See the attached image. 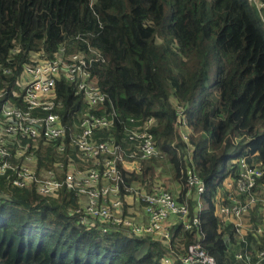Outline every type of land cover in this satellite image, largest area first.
<instances>
[{"label":"trees","instance_id":"1","mask_svg":"<svg viewBox=\"0 0 264 264\" xmlns=\"http://www.w3.org/2000/svg\"><path fill=\"white\" fill-rule=\"evenodd\" d=\"M90 2L0 0V89L5 90L0 109L12 98L34 52L52 57L63 44L85 50L90 44L102 56L92 64L91 78L107 95L106 107L115 111L116 142L129 134L126 127L138 126L127 117L151 118L153 123L143 129L155 135L167 154L181 187L179 200L199 217V226H177L175 234L185 235L186 246L201 240L217 264H245L235 257V247L242 246L235 245V228L220 221L213 199L235 171L232 160L246 156L250 163L264 165V21L259 11L248 0ZM57 94L68 126L65 154H76L71 125L78 119L82 95L66 79L58 81ZM177 103L185 108L188 142L177 129ZM24 141L33 150L35 142ZM44 147L40 142L34 151L38 173L45 163ZM162 155L143 159L141 170L118 162L121 185L148 191L160 187L155 178ZM192 168L205 184L206 207L199 212L186 195ZM78 202L67 189L43 197L35 184L15 188L0 176V264H165L163 244L151 235L103 233L98 226L79 223L74 212Z\"/></svg>","mask_w":264,"mask_h":264},{"label":"built area","instance_id":"2","mask_svg":"<svg viewBox=\"0 0 264 264\" xmlns=\"http://www.w3.org/2000/svg\"><path fill=\"white\" fill-rule=\"evenodd\" d=\"M253 3L264 21V0H248ZM96 0H91L93 5ZM83 39L82 36L79 37ZM63 44L52 57L43 51L34 52V57L23 67L12 90V98H7L0 109V176L9 185L27 189L32 184L43 197H55L63 189L74 192L79 200L74 212L78 222L87 226H98L103 233L112 231L129 235H151L161 241L165 264H217L197 239L185 245V235L175 234L181 226L191 230L200 225L199 217L191 215L188 203L179 196L161 187L148 191L142 186H122L118 162L125 158L134 160V170H141L143 159L161 156L156 137L143 129L153 123L151 118L143 120L142 129L128 130L129 134L117 143L113 137L115 111L105 105L107 95L91 78V66L101 60L99 51L88 44V51L82 48L70 49ZM19 47L12 50L17 54ZM0 70L1 66H0ZM9 73L8 69L4 70ZM66 79L76 84L77 93L82 95V110L76 112L78 129L71 125V148L81 157L91 159L88 169L72 167V152L66 151L68 126L62 121L63 99L57 94V84ZM5 90L0 89V99ZM177 129L188 142V120L185 108L176 104ZM135 121L136 118H129ZM179 125V126H178ZM41 141L56 152L54 165L38 173L24 163L13 164L10 157L32 160L33 150L24 140ZM129 143V150L126 144ZM31 152H28V151ZM31 153V154H27ZM233 171L218 187L213 202L216 214L224 225L235 228V257L245 264H264V165L250 163L246 156L231 161ZM11 171V172H10ZM188 198L194 200L197 212L206 207L203 194L205 184L196 169L189 171L187 179ZM224 193H219L220 190ZM8 192V191H7ZM128 198L130 200L128 201ZM80 199H83L80 202ZM259 209L260 219L256 221L253 212ZM197 238L198 232H195ZM256 238L262 247L257 246ZM181 247L182 252L178 249Z\"/></svg>","mask_w":264,"mask_h":264},{"label":"crops","instance_id":"3","mask_svg":"<svg viewBox=\"0 0 264 264\" xmlns=\"http://www.w3.org/2000/svg\"><path fill=\"white\" fill-rule=\"evenodd\" d=\"M81 111L82 110H80L79 111V114L81 113ZM129 118H133V117H127V119L126 120H129ZM130 122L132 123V124H138V126H136V127H133V128H130V129H128L127 127V129L128 130H131V131H137V130H140V129H142V123H141V121H140V117H138V118H136L135 119V121H133V120H130ZM126 124H127V122H126ZM74 127V129L75 130H77L78 129V119L76 120V118H74L73 119V122H72V128ZM35 142V145L33 146V154H31V153H28L27 152V154H31L32 155V160H28V159H26L25 157H18L15 153H13L12 155H11V157H10V160H11V162L13 163V164H22V161L24 160L25 162H24V164H26V165H28V166H30V167H32V168H34L35 170H36V167H35V164H36V156H35V152L37 153L38 152V143H40L41 142V144H43L45 147L44 148H42L41 150H40V154H41V158H43V161L45 162V163H43V165L41 166V168H42V172L43 171H45V169H49V168H51V166H52V160H54V158H55V155H56V152L54 151V147L53 146H49V145H47L46 143H44L43 141H34ZM125 142V144H126V150H127V148L128 147H130L129 146V143L127 142V140L126 141H124ZM127 145H128V147H127ZM129 150V149H128ZM35 151V152H34ZM162 152V151H161ZM162 164H163V166H160V168H164L165 167V169L166 170H169V171H166L168 174H170V176H173L174 175V170H173V168L171 167V165H170V161H169V158L167 157V154L165 153V152H162ZM71 158H70V163L72 164V167H80L81 169H88L89 168V165L91 164V159H89L88 157H81V156H79V155H77V154H71ZM129 159H130V161L133 163V165H132V168H133V166L135 165L134 164V160L132 159V158H130L129 157ZM128 158H125V160H126V162H127V160H129ZM55 164V163H54ZM124 166H125V163H124ZM126 168V167H125ZM11 172V171H10ZM36 172H37V170H36ZM37 174H38V172H37ZM2 178H4V177H2ZM5 180H6V178H4ZM7 181V180H6ZM176 192H177V194L180 192L179 191V185L177 184L176 185ZM219 193H221V194H223L224 193V190L222 189V190H220L219 191ZM82 200L83 199H80V202H82ZM130 200V198H128V201ZM260 212H261V210H260ZM260 212H259V209H256L254 212H253V214L256 216V221H258L259 219H260ZM249 240H250V242L251 241H253L252 239H250L249 238ZM243 264V263H242Z\"/></svg>","mask_w":264,"mask_h":264},{"label":"rangeland","instance_id":"4","mask_svg":"<svg viewBox=\"0 0 264 264\" xmlns=\"http://www.w3.org/2000/svg\"><path fill=\"white\" fill-rule=\"evenodd\" d=\"M214 91V94L215 95H218V92L213 90ZM179 126V125H178ZM188 136H189V127H188ZM190 137V136H189ZM162 160V159H161ZM132 165L133 163L130 161V160H127V162H125V167L126 169H129V170H134V168H132ZM166 171H169V170H166L165 167L164 168H159V170H157V174H156V178L155 180L156 181H160L161 183V188L163 189H167V190H170L172 191L175 195L178 196L177 192L175 191L176 190V185L179 183L176 182L172 176H170V174H168ZM181 187L179 185V191H180Z\"/></svg>","mask_w":264,"mask_h":264}]
</instances>
